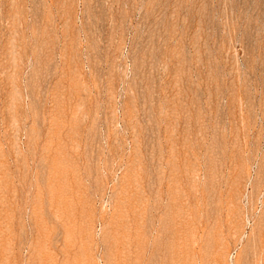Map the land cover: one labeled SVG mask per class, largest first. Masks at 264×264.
Here are the masks:
<instances>
[{
  "label": "rangeland",
  "instance_id": "374dc122",
  "mask_svg": "<svg viewBox=\"0 0 264 264\" xmlns=\"http://www.w3.org/2000/svg\"><path fill=\"white\" fill-rule=\"evenodd\" d=\"M0 264H264V0H0Z\"/></svg>",
  "mask_w": 264,
  "mask_h": 264
}]
</instances>
